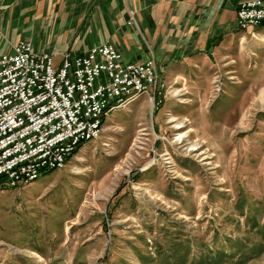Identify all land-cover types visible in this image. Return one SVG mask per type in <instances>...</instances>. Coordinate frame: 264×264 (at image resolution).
I'll use <instances>...</instances> for the list:
<instances>
[{
  "label": "rangeland",
  "instance_id": "obj_1",
  "mask_svg": "<svg viewBox=\"0 0 264 264\" xmlns=\"http://www.w3.org/2000/svg\"><path fill=\"white\" fill-rule=\"evenodd\" d=\"M260 30L163 69L64 168L0 188V264H264Z\"/></svg>",
  "mask_w": 264,
  "mask_h": 264
},
{
  "label": "built area",
  "instance_id": "obj_2",
  "mask_svg": "<svg viewBox=\"0 0 264 264\" xmlns=\"http://www.w3.org/2000/svg\"><path fill=\"white\" fill-rule=\"evenodd\" d=\"M132 23V21L130 22ZM264 24V0H242L236 27ZM154 58L133 61L113 43L55 55L23 40L0 52V188L29 185L60 170L97 139L113 109L159 88Z\"/></svg>",
  "mask_w": 264,
  "mask_h": 264
},
{
  "label": "crops",
  "instance_id": "obj_3",
  "mask_svg": "<svg viewBox=\"0 0 264 264\" xmlns=\"http://www.w3.org/2000/svg\"><path fill=\"white\" fill-rule=\"evenodd\" d=\"M241 1L0 0V52L29 40L60 65L66 53L113 43L126 60L154 58L161 72L209 58L235 29ZM260 28L264 36V24L244 32Z\"/></svg>",
  "mask_w": 264,
  "mask_h": 264
},
{
  "label": "trees",
  "instance_id": "obj_4",
  "mask_svg": "<svg viewBox=\"0 0 264 264\" xmlns=\"http://www.w3.org/2000/svg\"><path fill=\"white\" fill-rule=\"evenodd\" d=\"M84 145H85V144H81V145L79 146V148L76 150L74 156L77 155V154L79 153L80 149H81ZM74 156H73V157H74ZM52 172H53V171H52ZM49 173H51V172L45 173L44 175L49 174Z\"/></svg>",
  "mask_w": 264,
  "mask_h": 264
},
{
  "label": "bare ground",
  "instance_id": "obj_5",
  "mask_svg": "<svg viewBox=\"0 0 264 264\" xmlns=\"http://www.w3.org/2000/svg\"><path fill=\"white\" fill-rule=\"evenodd\" d=\"M182 127H183V126H182ZM180 128H181V127H180ZM186 136H187V135H186ZM193 146H194V148H196L195 146H197V143H196V144H194Z\"/></svg>",
  "mask_w": 264,
  "mask_h": 264
}]
</instances>
